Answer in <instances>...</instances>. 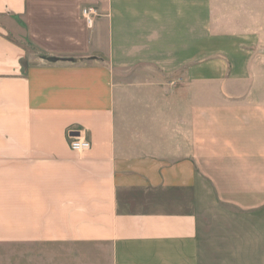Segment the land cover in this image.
<instances>
[{
  "label": "crops",
  "instance_id": "obj_1",
  "mask_svg": "<svg viewBox=\"0 0 264 264\" xmlns=\"http://www.w3.org/2000/svg\"><path fill=\"white\" fill-rule=\"evenodd\" d=\"M0 264H264V0H0Z\"/></svg>",
  "mask_w": 264,
  "mask_h": 264
},
{
  "label": "built area",
  "instance_id": "obj_2",
  "mask_svg": "<svg viewBox=\"0 0 264 264\" xmlns=\"http://www.w3.org/2000/svg\"><path fill=\"white\" fill-rule=\"evenodd\" d=\"M96 15L94 8H84L82 10V16L89 26L93 24V17ZM68 140L70 148L77 152H83L90 149V142L81 132H68Z\"/></svg>",
  "mask_w": 264,
  "mask_h": 264
}]
</instances>
